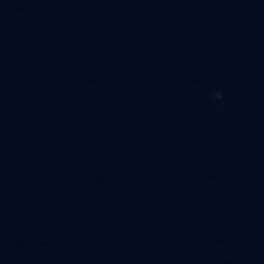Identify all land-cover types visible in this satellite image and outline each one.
Returning a JSON list of instances; mask_svg holds the SVG:
<instances>
[{
	"label": "clouds",
	"instance_id": "clouds-1",
	"mask_svg": "<svg viewBox=\"0 0 264 264\" xmlns=\"http://www.w3.org/2000/svg\"><path fill=\"white\" fill-rule=\"evenodd\" d=\"M215 98L217 100L221 99V93L219 91L215 93Z\"/></svg>",
	"mask_w": 264,
	"mask_h": 264
}]
</instances>
